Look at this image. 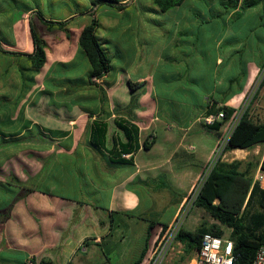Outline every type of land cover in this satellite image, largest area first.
<instances>
[{
	"label": "crops",
	"instance_id": "0c3cea01",
	"mask_svg": "<svg viewBox=\"0 0 264 264\" xmlns=\"http://www.w3.org/2000/svg\"><path fill=\"white\" fill-rule=\"evenodd\" d=\"M93 1L74 0L77 10L71 6L65 16L46 18L68 21L66 27L49 29L36 15L43 13L42 0H0L4 47L33 54L32 19L47 59L36 69L27 57L0 51V254L5 255L0 264H32L33 259L134 264L163 225L180 217L213 159L223 124L214 130L205 123L209 100L222 102L239 77L224 103L237 108L264 68V59L238 65L236 56L244 51L229 21L235 12L225 10L223 0L220 10L211 2L207 9L182 10L185 0L167 12L153 0L141 8L144 0H118L121 10L94 8ZM157 8L174 23L147 17ZM257 8L264 23L263 9ZM93 10L112 64L98 87L89 86L91 66L79 46ZM222 15L228 17L223 23L218 21ZM156 23L160 31L153 30ZM116 57L123 63H115ZM79 59H86V77L63 80L62 70L74 68ZM47 81L64 87L48 91ZM50 96L63 98L51 106ZM118 119L140 129V150L124 155L130 164L110 160L114 143L125 141L114 122ZM95 121L108 125L104 149L91 145ZM145 141L149 149L142 147ZM7 185L12 192L5 191ZM138 186L153 194L170 192L164 208L173 205L168 220L154 209L155 198L144 209ZM229 230L222 238L230 239Z\"/></svg>",
	"mask_w": 264,
	"mask_h": 264
},
{
	"label": "trees",
	"instance_id": "16d2710c",
	"mask_svg": "<svg viewBox=\"0 0 264 264\" xmlns=\"http://www.w3.org/2000/svg\"><path fill=\"white\" fill-rule=\"evenodd\" d=\"M153 1L162 12L179 7L185 2V0ZM93 6L94 8L109 6L118 10L123 9V6L118 0H94ZM222 6L227 11L233 10L235 16H239L257 7H262L264 14V0H223ZM96 12L97 10L90 12V15L93 17L92 23L83 30L79 39L80 49L85 54L91 66L89 76V86L91 87H98L97 81L107 77L112 71L111 59L104 49V44L98 37L100 23L96 18ZM36 15L49 29L55 27L64 29L68 23V21L56 22L48 20L40 11H37ZM30 34L35 47L33 54L7 50L1 43V40L0 51L6 55L25 56L32 62L36 69H41L47 60L46 44L39 36L32 19L30 20ZM243 73L245 72L243 71ZM238 81L239 77L231 81L230 88L222 102H217L214 99L209 100L206 117L224 112L226 120L232 118L236 110L225 106L224 103L227 97H230L231 88L235 83H239ZM262 83L264 84V79ZM130 87L135 90L138 86L131 83ZM114 122L117 128L123 133L125 141L114 143V148L109 151L110 160L113 164H130L131 160H126L124 155L135 154L140 150V129L128 120L118 119ZM221 126L222 123H215L210 127L211 129L219 130ZM107 134L108 125L100 121H95L92 126L91 145L97 149H104L106 147ZM150 144L149 141H145L142 147L149 149ZM259 146H264V123H256L251 118L248 107L232 135L227 151H250ZM260 166L264 171V159ZM253 170L254 166L250 164L244 167L243 161L235 160L233 162H227L219 159L203 183L193 204L204 210L221 226L232 230L230 239L235 242L234 253L238 257L236 264H253L257 251L264 245V190L259 182L255 181ZM14 180L16 181V178ZM16 183L18 186H21L18 181ZM4 189L6 192H12L8 185ZM256 206L258 208L256 211H253V208H256ZM155 225L152 224L150 229L154 228ZM167 228V224L163 225V232ZM207 233L220 238L224 236L223 229L217 225L208 226L207 224H203L196 231H188L181 227L176 235L175 241L183 244L184 255L174 264H186V262L191 261L200 251L201 240ZM147 252L148 246L140 259L134 264H142ZM31 263L55 264L50 260L37 262L35 259Z\"/></svg>",
	"mask_w": 264,
	"mask_h": 264
},
{
	"label": "rangeland",
	"instance_id": "374dc122",
	"mask_svg": "<svg viewBox=\"0 0 264 264\" xmlns=\"http://www.w3.org/2000/svg\"><path fill=\"white\" fill-rule=\"evenodd\" d=\"M78 3H85L86 0H77ZM147 0H144L143 2H140L138 5L140 8L142 5H145ZM215 4L218 9L220 10L221 7L220 2L221 0H187L185 4L182 7V10L184 9H190L193 7L201 8V9H207V5ZM211 5V4H210ZM74 6V11L78 8L76 7V4L74 0H42V11L46 18L53 19L56 17L65 16L70 11V7ZM153 12L151 14H148L147 17L153 18V20H163L170 23H174L173 21H170V15L166 14L164 15L159 11ZM260 10V8L248 10L244 13H242L239 16H234L233 19H229L232 27V32L235 37L238 39V47L243 49V54L237 55L236 57L240 58L238 61V65L241 60H249L251 62L261 63L264 59V23L259 19V13H257ZM252 14H254L252 16ZM145 21H148L146 18H143ZM224 20H228L227 15H222L218 21L223 23ZM177 22V21H175ZM154 31H160L161 28L158 26V24H151ZM158 27V28H156ZM235 47H237L236 43L234 44ZM114 51V49H113ZM3 60V58L0 56V62ZM86 59H79L75 65L74 68L70 70H62L61 74L64 75V79L74 78V77H86L85 69H87V62ZM115 63H123V60L119 57L115 58ZM114 60V61H115ZM1 67V63H0ZM62 79V78H61ZM256 79V78H255ZM254 79V80H255ZM62 80V81H63ZM263 82V81H262ZM261 82L259 84V87L257 88V93L254 98L251 100H248L246 102L245 108L247 109L249 107L251 118L256 123H264V84ZM263 84V85H262ZM48 91L55 89H62L64 86L62 84L53 85L49 84V82H46ZM49 96V95H48ZM56 96V95H55ZM257 96V97H256ZM57 97V96H56ZM61 98L63 96H58V100L56 101L54 98L52 99L51 96L49 99H52L51 106H54V103H58V101H61ZM66 100V99H65ZM207 140H209L208 137H206ZM239 155L236 156L232 154L230 151L229 153L223 158V160L232 162L235 160H240L244 162V167L247 165L254 166V178H256L257 172L259 170V166L264 159V146H259L254 150H250L244 153H238ZM138 191L140 192L142 203L144 206V209H148L150 205L153 204L152 200L156 199V205L154 206V209L158 212L160 211V216L163 221H166L170 218L173 205H170L166 209V203L168 202V196L170 194L169 191H157L155 194L152 193L151 189L148 188H139L137 187ZM263 189V188H262ZM264 190V189H263ZM167 201V202H166ZM166 202V203H165ZM258 207L253 208V211H256ZM151 209V210H154ZM163 210V211H162ZM186 215L184 216V213L181 214L180 218L183 216L182 219L179 218V222L181 227L184 229H190L191 231H195L199 227H201L203 224H207L208 226L217 225L220 226L224 230V237L228 238L230 235L229 228L221 226L219 223H217L215 220H213L209 214H207L204 210L194 206L191 204L189 207H187ZM193 219V221H192ZM191 223V224H190ZM177 249V248H176ZM16 254V253H15ZM4 254H0V258L4 257ZM20 256V254H17ZM184 255L183 253L180 255H174L172 261L170 264H174L175 262L179 261V259ZM181 256V257H180ZM190 262V261H189ZM189 262H186L188 264Z\"/></svg>",
	"mask_w": 264,
	"mask_h": 264
},
{
	"label": "built area",
	"instance_id": "2783aa9c",
	"mask_svg": "<svg viewBox=\"0 0 264 264\" xmlns=\"http://www.w3.org/2000/svg\"><path fill=\"white\" fill-rule=\"evenodd\" d=\"M133 1L134 0H129V2ZM263 79L264 68L260 70L256 79L250 84V88L246 93L243 103L237 108H234L236 111L230 120H226L224 112L204 118L205 123L210 126L215 123H222L223 129L217 140V146L212 161L208 165V168L202 178L193 187L187 198L186 206L182 212L184 213V216L187 214V207L194 204L203 183L212 171L216 162L219 159H223L229 153L227 148L230 144L232 135L246 110V102L255 97L257 88ZM236 151H232L231 153L235 154ZM255 181L259 182L261 187L264 189V171L261 169V166L258 170ZM179 218L173 224L168 225L165 232H163L162 227L160 232L152 238L151 245L148 247V252L142 264H168L173 259L174 255H181L183 253V244L175 241L176 235L181 228V222L178 221ZM182 218L183 216L180 219ZM234 251L235 242L233 240L222 237L220 238L207 233L201 240L200 251L188 264H236L238 257L235 255ZM253 264H264V245L257 251Z\"/></svg>",
	"mask_w": 264,
	"mask_h": 264
}]
</instances>
